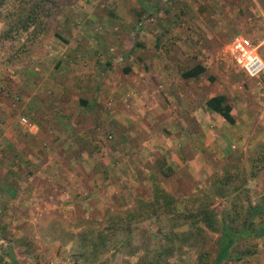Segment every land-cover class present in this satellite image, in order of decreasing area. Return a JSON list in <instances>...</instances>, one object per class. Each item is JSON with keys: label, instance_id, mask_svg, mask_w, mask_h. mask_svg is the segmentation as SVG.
<instances>
[{"label": "crops", "instance_id": "crops-1", "mask_svg": "<svg viewBox=\"0 0 264 264\" xmlns=\"http://www.w3.org/2000/svg\"><path fill=\"white\" fill-rule=\"evenodd\" d=\"M110 1L109 10H82L84 25L75 32H57L64 38L58 37L62 52L51 74L46 63L11 76L15 110L0 108V241L22 239L23 229L11 225L48 224L43 218L49 213L101 220L107 209H125L131 198H142V183L150 180L182 177L181 184L196 188L206 153L194 147L199 124L204 136L214 133L225 158L245 149L241 130L255 120L247 104H236L223 83L212 85L205 69L196 77L164 72L155 38L148 36L171 31L152 22L161 14L158 7L142 10L149 0ZM142 11L148 12L145 24ZM102 18L103 28L91 25ZM191 60L174 59L184 66ZM196 64L204 66L193 62L185 69ZM218 94L227 96L234 123L206 107V99ZM230 126L234 134L226 132ZM200 139L210 143L209 136ZM163 159L167 175L160 170ZM39 241L33 253L55 261L58 236Z\"/></svg>", "mask_w": 264, "mask_h": 264}, {"label": "rangeland", "instance_id": "rangeland-1", "mask_svg": "<svg viewBox=\"0 0 264 264\" xmlns=\"http://www.w3.org/2000/svg\"><path fill=\"white\" fill-rule=\"evenodd\" d=\"M147 3L143 4L142 10L147 6V10L151 11L156 6L161 11L160 16L153 18L154 25L171 28V31L162 33H148L150 39L155 38L158 58L162 56L163 59L159 67L164 72L174 74L186 70L193 62H202L206 70L204 77L210 79L212 85L216 82L223 83L230 96L233 94L236 104H247L249 111L255 114V120L250 127L241 130L245 149L232 154L236 157L233 159L222 155L212 131L208 135L210 143L207 145L204 140L201 144L202 135L203 139L208 136H204L199 124L196 129H200V132H194V147L198 151L206 150L200 169L203 177L201 181H197L199 186L196 184V188H191L192 186L181 184L182 177L178 180L167 178L162 183L150 180L148 184L142 183V198H131L132 206L137 199L149 200L155 185L175 196V206L179 210L197 206L192 201L194 195L206 191L218 217L221 218L225 212L229 219L236 220L238 226L245 218H250L255 226L260 223L264 225V72L258 78L249 77L233 62L227 51L230 39L236 34H242L258 47L264 60V0H149ZM112 4L110 0H73L49 17L44 29L37 34L30 37L27 33H14L12 40L5 39L2 34L6 26L3 20L4 15L14 11L16 3L10 0L0 7V103L3 104L0 108L7 107L8 110L12 107L15 110L14 101L10 98L13 95L10 91L14 88L11 76L38 71V67L46 63L51 67L49 74L53 72L52 68H56V56L62 52L61 40L58 38L62 35L56 36L58 31L67 36L68 27L75 32L84 25L86 17H83L82 10H109ZM147 13L142 11V24L147 22L143 18ZM105 23L106 20L102 18L91 25L103 28ZM182 55L194 61L191 60L185 66L183 63L176 64L174 59ZM34 63L38 65L34 67ZM38 86L34 83L32 88L36 89ZM24 124H29V121ZM214 126L217 127L216 123ZM225 130L234 134L233 126L226 127ZM225 141L222 139L221 143ZM160 162L165 164L160 170L167 171L168 161L163 159ZM214 174L221 178L216 186L221 185L225 196L213 194L214 187L209 183ZM82 203L85 207H90L87 200ZM247 206L262 208L259 213L251 216L245 211ZM125 209H107L101 220L96 221L90 219V214L89 218L79 216L77 220L62 217L61 213H49L43 218L48 224L11 225V228L23 229L25 236L17 241L11 240V243L0 241V264H150V261L154 264H212L215 252L212 241L217 235L208 231L182 240L187 236L188 226L182 224L183 219L175 215L160 214L144 220L138 217L132 221L127 219V223L123 224L121 222L126 220L123 212ZM113 213L114 218H107ZM119 217L123 218L122 221ZM128 224L129 231L124 232L123 229ZM11 228L8 232H12ZM83 230L87 231L86 236L89 237L101 234L106 239V250L99 252L95 258L87 252L78 256L82 251H77L75 236ZM56 236L60 239L61 254L53 259L55 261L33 253V249L41 246V237L47 242ZM192 241L195 247L190 245ZM164 244L170 250L162 249ZM236 251L242 253L241 258L237 257ZM201 254L203 256L200 258ZM220 264H264V233L256 237L249 234L239 238L232 258L223 260Z\"/></svg>", "mask_w": 264, "mask_h": 264}, {"label": "trees", "instance_id": "trees-1", "mask_svg": "<svg viewBox=\"0 0 264 264\" xmlns=\"http://www.w3.org/2000/svg\"><path fill=\"white\" fill-rule=\"evenodd\" d=\"M9 1L10 0H0V7L7 4ZM13 1L16 3L14 6V11H9L6 15H4L3 21L4 23L6 22V26L2 32L5 39L11 40L14 37V33H27V36L30 34V37L34 34H37V32L44 29L46 20L49 17L59 11L62 6L73 0ZM204 69V66L201 64H196L194 67L183 71L182 76L196 77L201 72H203ZM205 105L208 110L218 113L228 123L232 124L235 122V118L231 114L232 106L229 103L226 95L218 94L211 96L210 98L206 99ZM169 171L170 170L167 169V171L161 172L164 175H167L169 174ZM215 175L216 174L211 177L209 183L210 186L214 187L213 194L216 196H225L223 190L221 189V185L216 186L218 182H221V178ZM175 199L176 198L173 194L155 185L152 192V197L149 200L146 201L143 199H137L134 203V206L123 211L125 213L126 220L121 223H127V219H131L132 221L138 217H142V220H144L148 217H154L160 214L175 215L177 218H182V224H186L188 226L187 236L183 237L182 240H188L189 238L200 236V234H203L204 232L208 233V231L212 232L214 235H217L212 241V245L215 247L212 264H220L223 260L231 259L233 251L235 252V247H237V242L242 236L252 234L256 237L258 234L264 233L263 223L255 226L250 218L243 219L241 225L238 226L235 222V219L228 218V213L224 212L221 218L218 217L217 212L211 206L212 200L206 191L194 195L192 201L196 202L197 206L193 208L179 210L175 206V203L177 202ZM261 208V206H257L255 208L247 206L245 211L248 215L254 216V214L261 211ZM140 214H142V216H140ZM114 215L115 213L110 214V216L107 218H114ZM118 219L122 221L123 218L119 217ZM129 228L130 224H128V226L123 229L124 232H128ZM86 232V230H83L77 235V237L75 236V246H77V251H82L78 256L84 255V252H87L93 256L92 258H95L99 252L106 250V239L99 233H97L96 236H86ZM190 245L192 247L196 246L193 241ZM162 249L170 250V248H166L165 244ZM236 255L238 258H241L242 253L236 251ZM201 256H203V254L200 255V258ZM84 258L86 257L84 256ZM93 260L95 261V259ZM150 264L154 263L150 261Z\"/></svg>", "mask_w": 264, "mask_h": 264}, {"label": "built area", "instance_id": "built-area-1", "mask_svg": "<svg viewBox=\"0 0 264 264\" xmlns=\"http://www.w3.org/2000/svg\"><path fill=\"white\" fill-rule=\"evenodd\" d=\"M227 51L233 62L249 77L258 78L264 72V60L258 47L247 36L234 35L228 42ZM21 122L27 123V120L21 118Z\"/></svg>", "mask_w": 264, "mask_h": 264}]
</instances>
